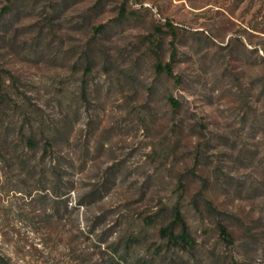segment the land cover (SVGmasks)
Instances as JSON below:
<instances>
[{"label":"rangeland","instance_id":"rangeland-1","mask_svg":"<svg viewBox=\"0 0 264 264\" xmlns=\"http://www.w3.org/2000/svg\"><path fill=\"white\" fill-rule=\"evenodd\" d=\"M0 83L10 264H159L175 204L264 264V0H0Z\"/></svg>","mask_w":264,"mask_h":264},{"label":"trees","instance_id":"trees-1","mask_svg":"<svg viewBox=\"0 0 264 264\" xmlns=\"http://www.w3.org/2000/svg\"><path fill=\"white\" fill-rule=\"evenodd\" d=\"M125 13V8L122 5L120 15ZM173 56V54H172ZM155 70L159 73H165L166 75H173L170 62L160 63L157 62ZM1 86V83H0ZM169 102L174 106H179V102L172 96L168 97ZM25 144L29 148L36 147V140L32 135L25 137ZM52 143L46 141L44 144L43 152L50 149ZM58 175H62L60 170H57ZM54 191V190H53ZM146 222H152L149 218ZM159 237L161 239L160 245L157 246V252L163 256L162 262L159 264H248L245 261L239 260L235 257H228L226 253L209 250L205 256L206 260L199 259L198 247L200 243L192 235L187 222L183 217V213L179 204L173 205L171 209V218L165 225L159 228ZM217 234L222 243L227 246L234 244L235 237L233 233L222 223H217ZM131 239L130 241H128ZM137 242V236H130L123 243V249L121 251V258L127 260L129 257V244L135 245ZM118 250V249H116ZM204 261V262H203ZM0 264H10L9 261L0 256ZM133 264H154L152 259L137 258L134 259Z\"/></svg>","mask_w":264,"mask_h":264}]
</instances>
